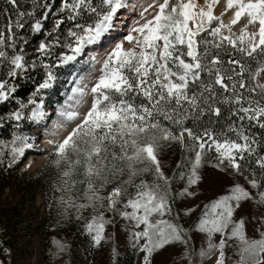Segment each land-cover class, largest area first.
I'll use <instances>...</instances> for the list:
<instances>
[{"label": "snow or ice", "instance_id": "6c2138e0", "mask_svg": "<svg viewBox=\"0 0 264 264\" xmlns=\"http://www.w3.org/2000/svg\"><path fill=\"white\" fill-rule=\"evenodd\" d=\"M5 5L0 10L8 21L0 28V68L5 70L0 77V103L15 98L18 81L31 79L30 72H43L27 103L17 99L19 108L8 114L7 119L17 122L29 106L30 119L42 117L43 102L37 97L53 87L56 69L75 63L90 46L105 47L118 27L120 10H137L126 0H62L58 18L45 31L44 21L52 11L47 0L42 18H37L39 0H33L28 12L20 11L17 0H5ZM26 17L31 20L30 32L45 36L37 46V59H26L23 45L29 40L14 31L24 28ZM65 21L72 26L62 33ZM125 42L129 47L125 48ZM90 60L93 67L101 65L99 76L91 87L83 77L75 80L69 97L77 108L89 100L90 106L82 118L76 110L60 112L68 121L79 122L54 144L53 163L59 178L53 192L59 194L61 218L70 219V212L76 220L83 218L93 248L107 242L105 226L112 220L106 219V212L133 222L131 238L136 251L144 254L141 264H153L155 254L175 244L184 246L182 259L188 264H205L213 256L214 264H226L228 247L239 257L234 264H264V231L260 230L264 216L253 217L260 225L259 238L247 235L246 217H236L244 202L264 206V155L256 156L258 149L264 150V140L250 131L251 127L264 130V82L260 79L264 75V0H223V4L221 0H151L140 6L139 19L126 35L103 57ZM222 120L226 130L214 129L213 124ZM28 139L13 133L11 141L0 143V164L5 150L13 160L23 157L25 149L32 147ZM173 144L190 155L182 158L177 165L180 171L169 178L160 157ZM209 153H214V162ZM254 156L256 168L251 167ZM13 160L7 167H12ZM206 165L243 177L249 187L235 182L227 194L206 204L203 215L187 229L178 222L180 214L173 212V204L177 198L200 195ZM146 174L153 179H145ZM177 180L184 184L173 192ZM194 211L195 207L187 208L184 214ZM85 212L90 215L84 217ZM166 215L170 219H164ZM192 231L204 234L199 249ZM53 243L55 259L70 255L69 244ZM112 252L115 256L116 249ZM3 253L8 255L9 250Z\"/></svg>", "mask_w": 264, "mask_h": 264}, {"label": "rangeland", "instance_id": "374dc122", "mask_svg": "<svg viewBox=\"0 0 264 264\" xmlns=\"http://www.w3.org/2000/svg\"><path fill=\"white\" fill-rule=\"evenodd\" d=\"M131 1L126 0L128 4ZM135 1L137 10L129 15L124 33L115 37L114 43L127 34L134 20L139 19L140 6H146L151 2V0ZM197 2L203 3V0H197ZM221 3L223 4V0H221ZM220 10L221 8L218 6L216 13L218 14ZM225 19L227 22V18ZM110 38H113L112 35ZM112 46L108 43L103 48L92 46V49H87L85 55L79 57L75 63L65 65V77L59 78L53 85L55 90L51 99L42 101V110L44 114L49 115L47 122L38 124L36 119L29 118L31 113L27 114V109L23 110V119L18 123L26 127L32 125V128L30 131L17 135L27 136L29 138L28 143L33 145L35 150L27 151L28 148H26L25 155L14 160L10 153L5 150L4 158H7L8 162L13 160L12 167H10L12 172L8 175L0 172V230L9 228V231L14 234L12 236H15L17 241L15 248L9 250L8 255H4L8 264H69V262L70 264H110L113 248L116 249L115 256L131 250L136 251L131 238L133 222L123 220L119 216L114 217L113 213L110 212L105 213L106 219L112 220V223L105 226L107 242H102L100 247L93 248L90 237L85 231L83 218L76 220L74 212H70L71 218L63 220L57 210L56 196L59 194L53 192V186L58 183L59 178V172L53 163L54 144L57 141H62L68 132L75 127V124L79 122V120L74 121V126H70L73 121H68L65 116L60 115V112L62 110L64 112L76 110L81 113L82 118L91 101L89 100L88 103L77 108L75 99H69L72 96L71 89L75 87V80H79L81 77L89 87L94 84L95 79L100 74L101 65L95 64V67H93L90 57L96 56L99 59ZM127 47L129 45L125 42V48ZM260 79L261 82H264V75ZM58 91L59 95L57 96ZM59 97L62 98L60 103L56 102ZM57 125H62L65 128L60 131V137L52 145L47 146L46 140L52 137L51 135L56 134L58 131L56 130ZM175 146L176 144H173L170 148H166L162 155L166 156L170 150L173 154L176 151ZM188 155L190 154L186 153V156ZM209 155L213 157L214 162V153H209ZM29 164H31V167H29ZM3 166L4 164H0V170ZM165 175L168 176L166 172ZM202 177L199 185L200 195L194 198H178V207L173 209L180 214L178 222L187 229H191L198 218L203 215L206 204H210L219 196L227 194V189L235 182L249 187L243 177L225 175L208 165L202 169ZM145 179L151 181L153 177L150 175ZM183 184L184 181L175 182V187L179 190ZM249 190L251 189L249 188ZM192 207H195V211L186 216L184 214L185 209ZM127 210L131 211L130 208ZM89 215V212L83 214L84 217ZM261 216H264V206L255 205L252 202L242 203L241 208L236 213L237 218L246 217V232L250 238H259L257 229L260 228V225L258 220H253V217L259 218ZM164 219H170V217L166 215ZM6 220L7 225H3ZM260 230L264 231V228H260ZM191 235L196 248L199 249L204 243V234L192 231ZM219 239L220 237L217 235L215 237L217 243ZM54 240L69 244L71 246L70 255L65 253L62 254L59 260L55 259L56 247L53 243ZM235 243L236 241H229V244ZM183 252L184 246L169 245L154 255L153 264H188V260L182 259ZM225 252L226 264H234L239 259L238 256L234 255L235 249L233 247L226 248ZM143 255V253L137 252L135 264H141ZM215 259L216 256H213L212 260L205 261V264H214Z\"/></svg>", "mask_w": 264, "mask_h": 264}, {"label": "trees", "instance_id": "16d2710c", "mask_svg": "<svg viewBox=\"0 0 264 264\" xmlns=\"http://www.w3.org/2000/svg\"><path fill=\"white\" fill-rule=\"evenodd\" d=\"M17 2L20 7V11L28 12L32 10L33 0H17ZM44 2L45 0H39L40 6L37 8V18H42L41 13L44 11H47V9L43 7ZM93 2L95 3L97 2V0H93ZM47 3L51 6L52 11L48 13V19L44 21L45 31L50 30L55 19L58 18L57 11L62 3V0H47ZM4 7H6L5 0H0V10H2ZM12 15L14 18V13H12ZM63 17H64V14L60 13L59 18H63ZM26 20L27 22L25 23V26L23 29H19V30L14 29V31H18L19 35L25 36L29 40L28 44L23 45L25 52L27 54L26 59H37L40 55V53L36 51L37 46L40 40L45 39V36L42 34H32L29 28V24L31 23V20L27 17H26ZM7 22L8 21L5 19V14L2 11H0V28H3L7 24ZM71 26H72V22L65 21V24L61 26L62 33H66V30ZM19 47L20 45L18 44V48ZM8 51L11 52V49H8ZM55 51H59V49H56ZM53 59H55V57H53ZM5 67H6V63H5ZM65 74H66L65 65L56 69V75H57L56 82L58 81L59 78L61 77L64 78ZM4 75H5L4 68H0V77H3ZM28 75L31 76L32 78L22 79L18 81L19 87L17 88V92L14 94L15 98L9 102L0 103V143H6V142L11 141L13 133H16V134L24 133L26 131H30L32 128L31 127L32 125L31 126L29 125L30 127H26L25 125L19 124L15 120L7 119L8 114L10 112H13L19 108V105L16 102L17 99L23 100L25 103H27L28 98L32 95V92L35 90L36 83L41 80L43 76V72L38 70L35 73L30 72ZM202 78L206 79V77H202ZM193 87H196V86H193ZM54 90H55L54 87L47 89V90H43L42 94L37 97L38 102L41 100L43 101L44 99H47V101L50 100ZM56 95L57 96L59 95V91L57 92ZM56 102L58 103L62 102V98L61 97L57 98ZM31 107L32 106H29V108L27 109V114L31 113L30 111ZM221 109H222V114H223L224 113L223 105H221ZM245 123L247 124V122ZM17 124L19 125V127H17ZM225 124H226V121L222 120L219 123H214L213 127L216 130H226ZM237 126L239 125L237 124ZM250 131L256 135L258 140H264V130L259 129L258 127H251ZM228 135L230 137H233L232 133H228ZM174 148L176 149V151H174L173 154H171L172 151L170 150L166 156L161 155L160 157L162 161V167L164 171L167 173V175L169 176V178L172 177L173 172L180 171V169H177V165L180 164L182 158L186 156V153H182V150L178 144H176ZM259 155H264V150L258 149L256 156H259ZM7 162H8V159L4 158V163H3L4 166L2 167L0 172L2 174L8 175L9 173L12 172V170L7 167ZM251 167L256 168L255 156L252 158ZM257 171L259 170L257 169ZM150 175L151 174H146L145 177H150ZM178 181L179 180L173 181V192L178 191L177 188L175 187V182H178ZM177 207H178V198L176 202L173 204V209H176ZM173 212L175 213L174 210ZM3 223H4L3 225H7V220ZM12 234L13 233L9 231V228L0 230V260H4L5 264H8V263L6 261V258L4 257L3 249L6 248L8 250H12L17 245L16 238L15 236L13 237ZM177 245L183 246L180 244H177ZM136 257H137V252L131 250L124 254L121 253V254H118L117 256H112V259L110 260V264H135Z\"/></svg>", "mask_w": 264, "mask_h": 264}, {"label": "bare ground", "instance_id": "6f19581e", "mask_svg": "<svg viewBox=\"0 0 264 264\" xmlns=\"http://www.w3.org/2000/svg\"><path fill=\"white\" fill-rule=\"evenodd\" d=\"M136 1L135 0H132L131 1V3L129 4V5H135L136 3H135ZM133 11L131 10V8H129V9H126V10H120V12L118 13V16L120 17V20L119 21H117V24H118V27L115 29V32L112 34V37L113 38H110L109 39V43L108 44H110V46H112V44L114 43V38L115 37H118V36H120V35H122L123 33H124V30H125V27L127 26V24H128V19H129V15L132 13ZM92 49V46H90L89 48H88V50H91ZM87 54H89V53H87ZM48 114H44L42 117H40V118H38V119H36L37 121V123L38 124H40V123H42V122H47L48 121ZM70 126H74V121L71 123V125ZM65 127H62V128H56V130H58L57 132H56V134L55 135H51L52 137H49L47 140H46V142L48 143L47 144V146H50V145H52L54 142H55V140L58 138V137H60V135H59V133H61L60 131L61 130H63ZM49 141H52L53 143H49ZM35 150V148H34V146L32 145V147L31 148H28L27 149V151H34Z\"/></svg>", "mask_w": 264, "mask_h": 264}]
</instances>
